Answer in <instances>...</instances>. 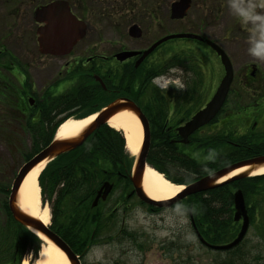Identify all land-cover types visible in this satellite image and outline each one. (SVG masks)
<instances>
[{"label": "trees", "instance_id": "trees-1", "mask_svg": "<svg viewBox=\"0 0 264 264\" xmlns=\"http://www.w3.org/2000/svg\"><path fill=\"white\" fill-rule=\"evenodd\" d=\"M197 70L200 72L199 67ZM92 82L93 93L89 91L87 82L79 86L80 101H84V106L88 105V100L90 103L88 108H79L78 114L67 113L54 119L50 117L53 108H42L38 113L37 109H32V115L37 114L45 126H38L30 120L32 151L27 158L50 143L64 119L73 115H89L114 100L115 97L107 95L94 78ZM140 102L151 124L148 164L174 183L188 184L233 162L264 155V132L255 128H247L243 132L238 129L246 127L247 120L243 117L248 114V108H231L219 130L205 135L199 131L191 137L189 144H180L173 141L176 131L168 123L167 96L160 94L156 99L149 94ZM195 109L189 108V114ZM133 162L124 132L104 124L81 146L50 161L40 174L42 200L51 207V228L80 257H85L95 245L112 240V232L118 222L117 209L123 207L127 210L133 199L129 192ZM106 181L114 184L112 192L106 200H100L93 206L99 188ZM238 189L244 193L251 224L263 239L264 174L224 182L211 190L184 198L173 206L188 213L192 211L198 230L208 242L227 243L240 230V223L233 216L234 192ZM117 192L119 194L112 207L110 201ZM138 204L144 203L138 201ZM148 207L155 210L164 208ZM122 234L131 235L127 229ZM243 244L232 250L218 251L220 258L214 264H250L249 251L242 247ZM41 245L42 240L35 233L16 221H11L6 227L0 226V264H21L29 251L37 257Z\"/></svg>", "mask_w": 264, "mask_h": 264}, {"label": "flooded vegetation", "instance_id": "flooded-vegetation-1", "mask_svg": "<svg viewBox=\"0 0 264 264\" xmlns=\"http://www.w3.org/2000/svg\"><path fill=\"white\" fill-rule=\"evenodd\" d=\"M126 1L45 0L39 2L31 13L34 24L33 32L36 34L38 44L36 58L26 59L23 63L16 64L12 51L7 50L5 51L6 55H3L4 51L0 50V106L8 109L6 111L8 120L16 121L22 130L26 129L30 140L32 138L29 131L30 120H33L38 126H45L42 125V119L37 114L32 115L33 108L37 109L36 113L42 111V108H53L50 117L54 119H58L69 112L78 114L79 108H88L90 103L88 100V105L84 106V101H80L79 86L87 82L89 91H91L92 79L94 78L107 95L115 97L114 100L128 98L136 102L141 108L143 106L140 99L144 96L147 99L149 94H153V97L157 99L160 94L166 95L170 110L168 123L176 131L173 141L183 144L180 141L181 136L178 133V128L190 120L197 111L206 107L224 75L218 76L215 85L209 83L206 88L205 77L201 72H197L198 70L195 71L200 63L195 59L191 50L186 51V48L178 49L163 61L152 58L153 54L165 42L157 46L142 61L140 59L145 50L164 36L154 40L148 39L150 32L155 27H163L166 22L170 26L174 23L188 21V28H190V15L193 14L197 20L191 29L172 31L167 34H197L201 36V39H190L206 45L216 53L207 43L210 40L227 52L219 41L203 32V29H207L206 27H210L214 31L220 30L222 27L221 15L226 0H191L190 8L182 18H173L171 15V5L177 0L168 1L164 11L166 16L161 13L160 8L162 7L159 5V0H144L145 2L135 0L137 5H133L131 8L126 7ZM53 2H57L56 12L36 14L39 7ZM68 7L71 14L77 18V22L70 19L69 11L66 12ZM58 8L61 11L65 8L66 18L61 24L62 28L64 27L71 34H75L76 31L81 30L79 25L84 24V34L69 51H67V46H61L60 51L65 53H43L38 42L39 29H44V33L48 32V29L50 30L51 35L48 37L44 35L45 38L52 36V32L56 29L50 26V22L54 21L51 19L52 15L56 19L60 17ZM36 16L42 21L38 23ZM164 16L165 18L162 19ZM167 16L168 18H166ZM127 22H129L128 31H126ZM133 25H137L140 29L138 37H134L130 33V28ZM233 27H229L226 33L234 31L240 32V34H248L240 22ZM25 32H28L27 29ZM233 39L239 38L236 36ZM239 40L248 44V37ZM123 52L138 53L121 60L118 55ZM228 55L231 58L229 53ZM218 57L221 61L220 56ZM190 63L197 67H191ZM174 67L182 69V74L179 71H172L171 69ZM96 77H99L102 82ZM154 77L157 78L156 83H153ZM177 78H180L184 84L182 89H178L173 83ZM239 81L242 88L244 87L240 90L237 87L238 81L234 74L229 96L222 108H248V114L243 117L247 120V128L261 129L264 132V70L257 62L249 64ZM232 96L238 97L235 100ZM196 101L198 104H195ZM189 108L196 109L191 110L193 112L189 114ZM228 116V111L225 113L221 109L208 124L202 126L189 137V142L191 137L199 131L205 135L219 130ZM19 117L23 118L24 123L18 120ZM240 129L245 130V127ZM9 138L14 140L13 136H9ZM189 142L184 144H189ZM27 160L25 159V162ZM1 168H3L2 165H0V226L6 227L11 221H15L9 200L11 188L18 172L9 176L6 170ZM129 192L135 196L132 193V187ZM237 222H242V219ZM122 229L124 230V228L121 227V232Z\"/></svg>", "mask_w": 264, "mask_h": 264}, {"label": "rangeland", "instance_id": "rangeland-1", "mask_svg": "<svg viewBox=\"0 0 264 264\" xmlns=\"http://www.w3.org/2000/svg\"><path fill=\"white\" fill-rule=\"evenodd\" d=\"M42 1L45 0H0V50L12 51L19 58L20 63L26 59L36 58L38 44L36 34L33 32L34 24L31 13H33L36 4ZM168 1L171 0H159L163 15H165L164 11ZM136 3L135 0H127L126 7L131 8L133 5H137ZM221 18L222 27L219 31L206 27L207 29H203V32L219 41L231 55L235 77L238 81L237 87L240 90L244 87L242 88V85L239 84V79L246 72L248 65L257 62L264 70V60L252 57L248 53V44L239 40L247 38L248 34L234 31L226 33L229 27L239 23L226 5H224ZM190 20V28H188V21L174 23L170 26L166 22L163 27L157 26L150 32L148 39L154 40L172 31L191 29L197 20L195 14L190 15ZM127 23L126 31L129 27V22ZM25 29L28 32H25ZM236 36L239 39H233ZM180 48H186V51L190 49L195 59L200 63V72L205 77L206 88L209 83L215 85L218 76L224 75V68L217 54L206 45L190 38L166 41L153 54L152 58L163 61ZM190 66L197 67L192 63ZM237 97L232 96L235 100ZM145 98V96L142 98L143 101ZM197 102L195 104H198ZM191 105L193 106V104ZM0 107H2L0 109V165L3 167L2 170H6L9 176H12L19 171L25 163L26 157L30 155L32 142L28 132L25 131L26 129L22 130L16 121L8 120L9 117L6 113L8 109ZM22 119L19 117L18 120L24 123ZM9 136H13L14 140H10ZM118 194L119 192L115 193L110 201L113 203L112 207ZM46 205L49 207L50 222H52L51 207L49 203ZM148 206L147 204H138V198L134 196L127 210L123 207L117 209L118 222L112 232V240L92 247L88 254L82 258V264H214L220 258L216 251L209 250L199 242L188 212L173 205L165 206L161 210L149 209ZM121 227L127 229L131 235H121ZM244 242L242 247L249 251L248 261L250 264H264V238L261 239L257 235L255 226H250ZM35 259L33 251H29L23 257L21 264L24 260H28L29 264H32Z\"/></svg>", "mask_w": 264, "mask_h": 264}, {"label": "water", "instance_id": "water-1", "mask_svg": "<svg viewBox=\"0 0 264 264\" xmlns=\"http://www.w3.org/2000/svg\"><path fill=\"white\" fill-rule=\"evenodd\" d=\"M191 0H177L171 5V15L173 18H182L186 15L188 9L190 8ZM57 2L50 3L46 6L40 7L36 10V14L39 15L41 12L46 13H54L57 10ZM60 17L58 19L52 15L54 21L50 22V26L56 31L52 32V36L49 38H45L50 36V30L48 29L46 33L43 32L44 29H39L40 37L39 42L42 48L43 53H52V54H61L65 52L60 51V47L65 45L68 47L69 51L74 43L78 41L84 34V24H80L79 28L81 30L76 31L75 34H71L64 27L62 28V22H64L66 18L65 8L61 11L59 8ZM70 13V19L74 22H77V18L71 14L69 7L66 9V12ZM37 22H41L38 16H36ZM130 33L134 37H138L140 35V29L137 25H133L130 28ZM173 38H198L201 39V36L193 33H173L166 35L156 41L150 48L144 51V54L140 61H142L148 54H150L157 46L161 43L173 39ZM207 43L216 51V53L221 58V63L224 67V76L222 78L221 83L219 84L216 92L214 93L211 100L207 103L205 108L197 111L190 120H188L184 125L178 128V133L181 136L180 141L182 143H188L189 137L202 126L208 124L222 109L230 88L232 81L234 79V67L231 62L230 57L225 52V50L220 47L218 44L208 40ZM60 51V52H59ZM138 52H123L118 57L123 60L128 56H132L137 54ZM98 80L102 82L99 77H96ZM124 110H129L135 113L140 119L143 126V142L141 148L137 155H135V162L133 164L130 179L133 183V193H135L140 200L147 204L155 205V206H171L175 202L186 198L190 195H194L200 192H204L210 189H213L223 182L232 181L240 178L247 177L251 175L255 170L264 166V155L255 156L252 158H248L245 160H241L235 162L233 164L227 165L211 174L203 176L196 181L187 184L186 188L180 190L173 198L163 201H157L152 199L145 192L142 186V179L144 175V171L148 166L147 158L150 150L151 143V131H150V122L142 108L133 100L128 98H120L112 101L111 103L105 105L99 111L93 113L96 114L95 120L91 122L86 128H84L83 132L80 135L73 138H57L55 137L46 147H44L40 152H38L35 156H33L28 162H26L22 168L19 170L10 194V209L13 214L14 219L20 224L26 226L29 230L36 233L38 231L42 235H44L47 239L51 240L56 246H58L68 257L71 264H81V260L79 256L73 251V249L69 246V244L54 230L50 228L49 225H46L39 218L30 215L29 213L24 212L19 206V191L22 185V182L26 175L40 162L46 160L47 162L55 159L56 157L64 154L68 151H71L79 146H81L86 139L100 126L104 124H109V120L119 112ZM92 115V114H91ZM90 116V115H88ZM87 117V116H86ZM82 117V118H86ZM66 121V120H65ZM63 121V122H65ZM61 126V125H60ZM59 126V127H60ZM248 166V170L240 172L239 174L228 178L226 180L221 181L222 178L228 176L233 171ZM185 186V185H183ZM113 189V184L109 181L103 183L101 188L98 190V194L94 200L93 205H97L100 198L105 200L110 192ZM235 201V220L239 221L241 218L243 219L242 226L240 232L237 237L227 244H210L208 243L199 233L195 222L192 220L194 230L199 238V240L207 247L214 250H228L237 246L245 237L250 223V218L248 215V210L245 203V197L241 189L237 190L234 194ZM37 234V233H36ZM38 235V234H37ZM40 236V235H39Z\"/></svg>", "mask_w": 264, "mask_h": 264}, {"label": "bare ground", "instance_id": "bare-ground-1", "mask_svg": "<svg viewBox=\"0 0 264 264\" xmlns=\"http://www.w3.org/2000/svg\"><path fill=\"white\" fill-rule=\"evenodd\" d=\"M95 118L96 114H92L86 118L70 117L61 124L56 132V137H76L80 135L84 128L93 122ZM109 125L124 132L127 148L133 155H137L143 141V127L138 116L132 111L124 110L114 115L109 120ZM46 163L47 161L44 160L37 164L24 178L19 191V206L24 212L39 218L46 225H49L50 211L49 207L42 203L41 187L39 184V176L45 168ZM248 168V166L239 168L221 180L223 181L230 178L235 174L248 170ZM253 174H264V166L255 170ZM142 186L148 196L157 201L173 198L183 188L182 185H177L167 179L163 173L152 166L146 167L142 179ZM36 233L40 235L43 243L37 258L32 264H71L66 254L58 246L38 231H36ZM22 264H29V262L28 260H24Z\"/></svg>", "mask_w": 264, "mask_h": 264}, {"label": "clouds", "instance_id": "clouds-1", "mask_svg": "<svg viewBox=\"0 0 264 264\" xmlns=\"http://www.w3.org/2000/svg\"><path fill=\"white\" fill-rule=\"evenodd\" d=\"M226 6L248 33V53L264 60V0H226ZM171 70L181 74L183 71L175 67ZM156 79L153 78V83H156ZM173 83L178 89L184 87L180 78Z\"/></svg>", "mask_w": 264, "mask_h": 264}]
</instances>
